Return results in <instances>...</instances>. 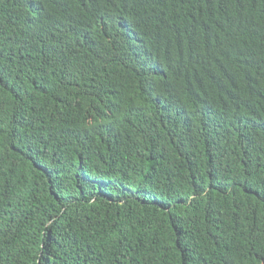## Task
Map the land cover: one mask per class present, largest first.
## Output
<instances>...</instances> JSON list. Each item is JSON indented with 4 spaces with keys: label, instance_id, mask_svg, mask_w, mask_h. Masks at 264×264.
<instances>
[{
    "label": "trees",
    "instance_id": "16d2710c",
    "mask_svg": "<svg viewBox=\"0 0 264 264\" xmlns=\"http://www.w3.org/2000/svg\"><path fill=\"white\" fill-rule=\"evenodd\" d=\"M0 264H264V0H0Z\"/></svg>",
    "mask_w": 264,
    "mask_h": 264
}]
</instances>
